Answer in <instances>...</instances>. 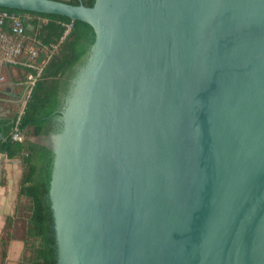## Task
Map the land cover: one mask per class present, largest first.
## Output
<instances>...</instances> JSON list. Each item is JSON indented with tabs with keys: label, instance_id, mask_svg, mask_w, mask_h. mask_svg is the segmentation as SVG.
I'll list each match as a JSON object with an SVG mask.
<instances>
[{
	"label": "water",
	"instance_id": "obj_1",
	"mask_svg": "<svg viewBox=\"0 0 264 264\" xmlns=\"http://www.w3.org/2000/svg\"><path fill=\"white\" fill-rule=\"evenodd\" d=\"M0 8L94 33L42 142L55 264H264V0Z\"/></svg>",
	"mask_w": 264,
	"mask_h": 264
},
{
	"label": "trees",
	"instance_id": "obj_2",
	"mask_svg": "<svg viewBox=\"0 0 264 264\" xmlns=\"http://www.w3.org/2000/svg\"><path fill=\"white\" fill-rule=\"evenodd\" d=\"M67 4L91 7L94 0H57ZM5 9V8H4ZM15 12L24 19L32 15L46 19H28L24 23L25 35L34 34V44L37 47H56L37 79L31 95L26 102L21 117L20 128L25 132L24 140L19 143L11 139L13 129L11 123L2 130L0 152L9 158H19L23 166V175L19 187V196L29 199L25 226V250L29 252L18 264H55L54 239L52 219L47 201V191L50 178L52 153L42 144L29 140L27 136H42L53 130V124L48 119L59 106V96L63 78L73 67L87 55L93 42L94 33L90 25L82 21H71L68 17L35 13L16 9H6ZM72 24L67 35H64L66 25ZM28 25L34 27L30 32ZM12 239L11 220L7 219L0 237V264H5L7 247Z\"/></svg>",
	"mask_w": 264,
	"mask_h": 264
},
{
	"label": "crops",
	"instance_id": "obj_3",
	"mask_svg": "<svg viewBox=\"0 0 264 264\" xmlns=\"http://www.w3.org/2000/svg\"><path fill=\"white\" fill-rule=\"evenodd\" d=\"M24 18L28 21V19H33L35 16L27 14ZM35 19H39L43 24L46 23V19L44 18L36 17ZM28 30L32 32L34 27L31 29L28 28ZM34 41V34L30 33L24 35L22 41L23 53L19 57L20 63L15 65H0V77L3 78V80L0 81V140L3 138L2 130L11 123L12 118L16 115L20 100L25 92L24 81L27 69L22 65L21 61L26 58L28 51L34 47L39 50L38 60L41 54H44V58L40 62L44 65L56 49L51 50L45 46L38 48L35 46ZM48 119H50L52 123V118ZM44 136L45 135H26L29 140L35 143H42ZM22 175L23 166L21 160L19 158H9L4 153L0 152V237L7 219L11 220V227L14 229L15 222L20 218L19 216L25 215L27 212L29 199L24 196H19ZM12 234V239L9 241L7 247L5 264H18L22 258L29 256V252L25 250L24 237L19 238L16 235L14 236L13 231Z\"/></svg>",
	"mask_w": 264,
	"mask_h": 264
},
{
	"label": "built area",
	"instance_id": "obj_4",
	"mask_svg": "<svg viewBox=\"0 0 264 264\" xmlns=\"http://www.w3.org/2000/svg\"><path fill=\"white\" fill-rule=\"evenodd\" d=\"M71 26L72 24L66 25L64 35L68 34ZM24 35L25 28L22 18L15 12L0 8V65L20 63L19 57L23 53L22 41ZM55 48L54 46L52 49ZM38 57L39 50L33 47L28 51L26 58L21 61L22 65L27 69L24 81L25 92L20 100L11 132V139L19 143L24 140V131L20 128L21 117L24 113L26 102L42 70V64L38 62ZM2 80L3 78L0 77V81Z\"/></svg>",
	"mask_w": 264,
	"mask_h": 264
},
{
	"label": "rangeland",
	"instance_id": "obj_5",
	"mask_svg": "<svg viewBox=\"0 0 264 264\" xmlns=\"http://www.w3.org/2000/svg\"><path fill=\"white\" fill-rule=\"evenodd\" d=\"M73 74H74V71L72 70V71L68 72L67 75L65 76V78L63 79V83L61 86V93H60L61 97L65 94L67 87H68V83H69L70 79L72 78ZM46 137L47 136H45L43 139L44 143H45ZM27 215H28V212H26L25 215H20L19 220L17 219V221L15 222V228L13 229V227H11L12 231L14 232V236L16 235L19 238L25 237V226H26L25 219H26Z\"/></svg>",
	"mask_w": 264,
	"mask_h": 264
}]
</instances>
